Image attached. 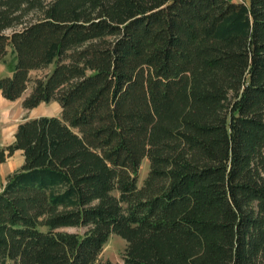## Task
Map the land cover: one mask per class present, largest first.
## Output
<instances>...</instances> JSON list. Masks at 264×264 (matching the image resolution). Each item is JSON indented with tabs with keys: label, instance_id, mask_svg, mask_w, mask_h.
Here are the masks:
<instances>
[{
	"label": "trees",
	"instance_id": "1",
	"mask_svg": "<svg viewBox=\"0 0 264 264\" xmlns=\"http://www.w3.org/2000/svg\"><path fill=\"white\" fill-rule=\"evenodd\" d=\"M8 51L61 111L0 148V264H264V0H0Z\"/></svg>",
	"mask_w": 264,
	"mask_h": 264
},
{
	"label": "crops",
	"instance_id": "2",
	"mask_svg": "<svg viewBox=\"0 0 264 264\" xmlns=\"http://www.w3.org/2000/svg\"><path fill=\"white\" fill-rule=\"evenodd\" d=\"M11 72H12L11 67H8L5 61L0 62V77L4 76L5 74L9 75L11 74ZM30 91L31 90L28 85V87L24 90V92L20 95V97L15 99H10L4 96L0 90V138L1 139H2L1 134L3 133V130L7 126H12V131L14 133L18 123H20L21 120L25 117H36L37 115H43V114L58 115L60 113L61 105L55 99H52L49 102L40 101L34 107L31 108L24 107L21 101L23 97L26 94H28ZM14 139L15 136L12 135V137L8 138L6 141H0V146L7 145L8 143L12 142ZM17 152L22 153V159L19 162L21 165L24 158L23 151H21V149H15L12 154L7 155L5 160L0 162V189L2 188V185L5 183V178L8 175V173L13 171L12 163L8 159L12 158V156Z\"/></svg>",
	"mask_w": 264,
	"mask_h": 264
},
{
	"label": "rangeland",
	"instance_id": "3",
	"mask_svg": "<svg viewBox=\"0 0 264 264\" xmlns=\"http://www.w3.org/2000/svg\"><path fill=\"white\" fill-rule=\"evenodd\" d=\"M241 1V0H239ZM5 60H7V66L11 67V69L14 66L15 57H12L11 52L8 51V53L5 55ZM54 65V63L49 64L46 67L43 68H34V70L30 71L31 78H35V76H43L46 72L49 71V69ZM32 82H29V87L31 86ZM52 110V109H51ZM51 112V111H49ZM2 139L0 138V141H6L8 138L12 137L14 135L12 131V126H7L4 130L3 133L1 134ZM4 137V139H3ZM11 143V142H10ZM6 145L0 146V148L5 147ZM22 159V153L17 152L15 153L12 158L8 159L12 163V170H15L20 167V161ZM141 165L138 169L137 172V177H138V186H141L143 183V180L145 178V175L149 169V161L147 157H143L141 160ZM6 179V178H5ZM116 192V191H114ZM118 193V192H116ZM73 228V227H70ZM109 239L105 242L101 249V254H100V259H110L114 262L119 261L122 262L123 260V254H124V249L127 245V241L124 237H121L117 233H112L108 237Z\"/></svg>",
	"mask_w": 264,
	"mask_h": 264
}]
</instances>
